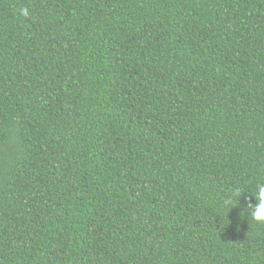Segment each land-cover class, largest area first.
Wrapping results in <instances>:
<instances>
[{"label":"trees","instance_id":"16d2710c","mask_svg":"<svg viewBox=\"0 0 264 264\" xmlns=\"http://www.w3.org/2000/svg\"><path fill=\"white\" fill-rule=\"evenodd\" d=\"M261 183L264 0H0V264H264Z\"/></svg>","mask_w":264,"mask_h":264},{"label":"clouds","instance_id":"9594fccd","mask_svg":"<svg viewBox=\"0 0 264 264\" xmlns=\"http://www.w3.org/2000/svg\"><path fill=\"white\" fill-rule=\"evenodd\" d=\"M23 15H27V9L22 10ZM242 192L239 189L234 190L233 194L238 197ZM255 200V203L252 200ZM225 204H229V201L225 200ZM246 209L249 210L248 216L257 223H264V183L257 184L254 192L251 193V198H246Z\"/></svg>","mask_w":264,"mask_h":264}]
</instances>
